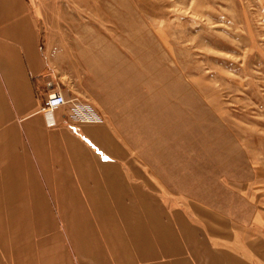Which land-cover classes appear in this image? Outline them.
Here are the masks:
<instances>
[{"label":"rangeland","instance_id":"1","mask_svg":"<svg viewBox=\"0 0 264 264\" xmlns=\"http://www.w3.org/2000/svg\"><path fill=\"white\" fill-rule=\"evenodd\" d=\"M36 11L48 89L89 107L92 124L106 91L107 123L154 177L146 191L190 227L234 230L264 264V0H38ZM95 51L98 67L84 59Z\"/></svg>","mask_w":264,"mask_h":264},{"label":"crops","instance_id":"2","mask_svg":"<svg viewBox=\"0 0 264 264\" xmlns=\"http://www.w3.org/2000/svg\"><path fill=\"white\" fill-rule=\"evenodd\" d=\"M37 4L0 0V264H253L234 230L190 227L146 191L106 91L101 124L39 112L52 66Z\"/></svg>","mask_w":264,"mask_h":264},{"label":"built area","instance_id":"3","mask_svg":"<svg viewBox=\"0 0 264 264\" xmlns=\"http://www.w3.org/2000/svg\"><path fill=\"white\" fill-rule=\"evenodd\" d=\"M60 108L66 109V117L73 123L92 124L100 120L86 105L80 104L74 98L50 88L40 112L45 116L51 117Z\"/></svg>","mask_w":264,"mask_h":264}]
</instances>
